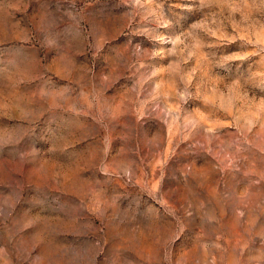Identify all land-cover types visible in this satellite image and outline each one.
Returning a JSON list of instances; mask_svg holds the SVG:
<instances>
[{
    "label": "rangeland",
    "instance_id": "1",
    "mask_svg": "<svg viewBox=\"0 0 264 264\" xmlns=\"http://www.w3.org/2000/svg\"><path fill=\"white\" fill-rule=\"evenodd\" d=\"M0 264H264V0H0Z\"/></svg>",
    "mask_w": 264,
    "mask_h": 264
}]
</instances>
